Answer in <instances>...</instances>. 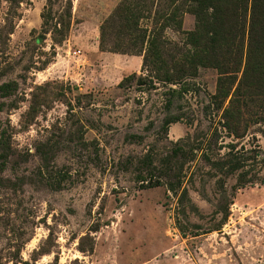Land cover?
<instances>
[{
	"label": "rangeland",
	"instance_id": "374dc122",
	"mask_svg": "<svg viewBox=\"0 0 264 264\" xmlns=\"http://www.w3.org/2000/svg\"><path fill=\"white\" fill-rule=\"evenodd\" d=\"M121 1L0 0V264H264V160L240 188L203 160L229 145L264 159V71L243 78V53L220 83L212 66L150 82L143 52L109 49ZM194 19L164 29L171 47ZM176 146L180 204L139 162ZM220 182L232 202L210 230Z\"/></svg>",
	"mask_w": 264,
	"mask_h": 264
},
{
	"label": "trees",
	"instance_id": "16d2710c",
	"mask_svg": "<svg viewBox=\"0 0 264 264\" xmlns=\"http://www.w3.org/2000/svg\"><path fill=\"white\" fill-rule=\"evenodd\" d=\"M184 13L194 16V28L182 31L185 35L183 45L171 47L164 36V29L173 25L175 30L181 31ZM114 15L111 23L116 31L115 40L109 49L129 54L143 52L142 64L153 72L150 82L153 78L184 84L199 67L212 66L221 75L220 83L221 77L228 79L239 71L243 53L246 54L243 78L255 70L264 71V0H122ZM142 18L151 19L150 29L139 26ZM176 120L177 117H166L164 124L169 125ZM184 154L185 151L176 146L159 160L158 167L153 164L150 151L139 160L150 175L148 182L152 180L151 176L157 177L148 186L158 184L159 178H166L167 190L178 193L179 204L188 199L180 177L184 164L180 157ZM203 160L226 175L237 172L235 188H240L251 182L244 170L249 160L262 162L264 159L258 156L257 151H238L229 145L223 155L214 159L203 155ZM231 202L232 195L220 182L214 203L220 219L210 230L219 229L226 222ZM179 230L184 237V229L179 227Z\"/></svg>",
	"mask_w": 264,
	"mask_h": 264
},
{
	"label": "crops",
	"instance_id": "0c3cea01",
	"mask_svg": "<svg viewBox=\"0 0 264 264\" xmlns=\"http://www.w3.org/2000/svg\"><path fill=\"white\" fill-rule=\"evenodd\" d=\"M138 60H139V56H137Z\"/></svg>",
	"mask_w": 264,
	"mask_h": 264
}]
</instances>
